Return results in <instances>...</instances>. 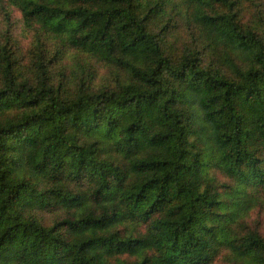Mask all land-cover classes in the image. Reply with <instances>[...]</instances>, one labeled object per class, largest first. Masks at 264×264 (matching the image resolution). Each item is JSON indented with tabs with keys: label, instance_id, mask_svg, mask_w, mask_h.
Returning <instances> with one entry per match:
<instances>
[{
	"label": "trees",
	"instance_id": "trees-1",
	"mask_svg": "<svg viewBox=\"0 0 264 264\" xmlns=\"http://www.w3.org/2000/svg\"><path fill=\"white\" fill-rule=\"evenodd\" d=\"M7 3L0 264H264V0Z\"/></svg>",
	"mask_w": 264,
	"mask_h": 264
},
{
	"label": "rangeland",
	"instance_id": "rangeland-1",
	"mask_svg": "<svg viewBox=\"0 0 264 264\" xmlns=\"http://www.w3.org/2000/svg\"><path fill=\"white\" fill-rule=\"evenodd\" d=\"M3 5V4H2ZM38 29H28L23 25L21 13L8 3L0 6V42H13L19 49L26 50L35 45ZM83 59V57H80ZM73 64L74 60L69 59ZM110 73L106 68H100L97 81L101 82L110 79ZM46 217L52 218V214L46 213ZM51 219H48V221ZM247 222L255 227H259L264 234V205L254 206L248 213ZM217 264H223L217 261Z\"/></svg>",
	"mask_w": 264,
	"mask_h": 264
}]
</instances>
